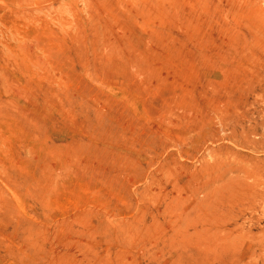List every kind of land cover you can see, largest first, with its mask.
<instances>
[{
    "label": "rangeland",
    "instance_id": "1",
    "mask_svg": "<svg viewBox=\"0 0 264 264\" xmlns=\"http://www.w3.org/2000/svg\"><path fill=\"white\" fill-rule=\"evenodd\" d=\"M0 264H264V0H0Z\"/></svg>",
    "mask_w": 264,
    "mask_h": 264
},
{
    "label": "bare ground",
    "instance_id": "2",
    "mask_svg": "<svg viewBox=\"0 0 264 264\" xmlns=\"http://www.w3.org/2000/svg\"><path fill=\"white\" fill-rule=\"evenodd\" d=\"M240 1H242V0H240ZM240 4V3H239Z\"/></svg>",
    "mask_w": 264,
    "mask_h": 264
}]
</instances>
